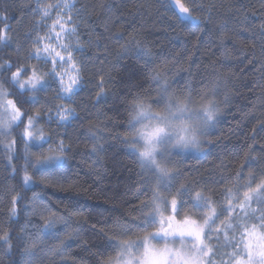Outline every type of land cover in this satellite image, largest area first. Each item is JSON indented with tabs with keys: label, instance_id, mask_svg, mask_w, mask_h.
<instances>
[{
	"label": "trees",
	"instance_id": "obj_1",
	"mask_svg": "<svg viewBox=\"0 0 264 264\" xmlns=\"http://www.w3.org/2000/svg\"><path fill=\"white\" fill-rule=\"evenodd\" d=\"M34 2L0 0V11H6L16 41L11 47L0 45V63L11 57L14 62L37 64L34 60H25L26 52L32 48L25 34L36 21L31 10ZM77 2L84 14L83 51L78 52L83 69L82 90L68 102L51 99L54 86L39 95L37 104L24 105L30 115L41 106L46 109V99H51L53 105H64L75 111L76 118L59 129L39 121L37 127L43 128L50 139L43 147L34 143L28 147L35 159L41 152L48 154L53 138L58 136L69 149L68 168L62 177L34 188L43 197L34 203L33 191L22 187L25 143L18 133L23 131V126L7 139L0 137V236L10 233L12 245L11 252L6 254L8 245L0 242V264H25L21 253L31 245L29 237L53 214L63 215L68 226L58 222L59 238L40 244L32 264H101L112 255L104 251L101 233L108 232L122 215L130 219L140 215L132 209L151 193L140 192V169L118 139L126 133L125 98L129 93H142L149 88L150 69L145 67V58L137 59L132 53L118 56L121 46L131 37L151 50L155 60L151 67L168 64L170 75L180 74L173 88L182 89L191 83L195 92L202 93L217 85L215 98L221 111L203 138L201 150L173 157L180 172L176 187L196 182L198 189H205L206 196L212 191L214 199L226 205L220 193L231 186L242 167L241 185L250 172L258 174V170H264V71L261 70L264 67V35L261 34L264 0H171L173 10H169V0ZM181 5L196 8L192 15L199 18L198 24L185 20L189 25L185 27L176 23L174 12L178 14ZM222 37H227L223 45ZM17 43L23 45L19 54L14 51ZM101 88L105 96L97 103ZM93 134L104 145V150L97 155L90 154ZM13 138L17 143L15 159L10 164L6 144ZM13 167L19 171L14 173ZM28 172L32 175V168ZM225 176L233 180L222 179ZM41 179L39 173L33 175L37 184ZM242 192L243 189L241 196ZM16 193L24 199L17 206L18 214L10 218L11 196ZM226 219L227 214L217 224ZM61 240H70V243L61 249Z\"/></svg>",
	"mask_w": 264,
	"mask_h": 264
},
{
	"label": "snow or ice",
	"instance_id": "obj_2",
	"mask_svg": "<svg viewBox=\"0 0 264 264\" xmlns=\"http://www.w3.org/2000/svg\"><path fill=\"white\" fill-rule=\"evenodd\" d=\"M74 7L73 0L47 4L35 0L31 10L38 19L32 30L25 34V40H30L32 45L25 54V60H36L42 64L29 66L20 60L14 62L11 57L0 63V137L7 139L23 126L18 135L25 143L26 167L22 187L28 191L62 177L68 168L66 153L69 149L63 140L50 147L48 154L41 152L35 159L28 152V147L33 143L43 147L50 139L43 128L37 127L39 121L60 127L76 118L71 107L51 103V99L71 102L72 97L78 95V90H82L83 69L74 54L82 52L83 48L79 43V25L73 24L71 15ZM169 10H173L171 0ZM195 10V7L190 9L181 5L179 13L174 12L176 23L185 27L189 26L185 20L198 24L199 18L192 15ZM54 11L58 13L57 19L49 26L46 21L51 19ZM45 28L48 31L44 35L37 34L33 38V32L39 33ZM11 33L7 13L0 11V45L11 47L16 42ZM72 37L77 39L73 41ZM226 40L227 37H222L221 44ZM22 48L23 45L17 43L14 51L19 54ZM129 53L137 59L145 58V67L150 69L147 75L149 88L142 93H129L125 98L127 118L123 126L126 133L118 139L140 169V192H150L151 195L132 209L140 213L137 218L122 215L108 232L101 233L104 251L112 253L101 264H264V170H258V174L250 172L247 181L241 185L242 167L231 186L220 193L227 201L226 205L215 200L212 191L206 196L205 189H198L196 182L176 187L180 172L173 157L186 151L201 150L205 143L203 138L221 111L215 98L217 85L213 84L210 90L202 93L195 92L191 83H186L182 89L173 88L180 74L170 75L171 66L168 64L151 67L155 63L151 50L143 47L135 37L121 46L118 56ZM261 70L264 71V67ZM103 83L101 78V85ZM54 86V96L44 102L47 108L41 106L30 115L24 105L37 104L39 95ZM104 96L101 88L96 102L100 103ZM91 139L94 142L90 154L97 155L104 150V145L97 142L99 137L96 134ZM16 143L13 138L6 144L10 164L15 159ZM29 167L33 170L32 175L28 172ZM17 171L19 169L13 167V172ZM36 173L42 177L40 184L33 180ZM222 179L233 180L231 176ZM22 199L24 196L20 193L11 196L10 218L18 214L17 206ZM42 199L40 193L33 191L34 203ZM225 214L227 219L217 224ZM58 222L68 226L63 215L53 214L43 220L34 236L29 237L31 245L21 253L25 264H32L40 244L59 238ZM150 228L154 230L149 231ZM10 241V233L0 236V242L8 245L6 254L11 252ZM68 243L70 240H61L60 248Z\"/></svg>",
	"mask_w": 264,
	"mask_h": 264
},
{
	"label": "rangeland",
	"instance_id": "obj_3",
	"mask_svg": "<svg viewBox=\"0 0 264 264\" xmlns=\"http://www.w3.org/2000/svg\"><path fill=\"white\" fill-rule=\"evenodd\" d=\"M42 2L45 3V4H47V3H57L58 0H42ZM73 2H74V4H75V7H74V9H73L71 15L73 16V24H74V25H79V29H78V32H79V43H80V46H82V45H81V43H82V36H83V33H82V23H83V16H84V14H82V9L79 7V4H78L77 0H73ZM34 4H35V2H34ZM57 15H58V13L54 11V12L52 13V15H51V19L47 20L46 23H47L49 26H51L52 23H53V21L57 19ZM65 18H67V13H65ZM37 19H38V17H36V20H37ZM70 26H71V25H70ZM56 30H57V31L59 30L58 26H57V29H56ZM47 31H48V29L45 28V29H43L42 31H40L39 33H35V32H34V34H33V38H34L35 35H37V34H39V35H44ZM54 34H55V33H53V35H54ZM71 39H72L73 41H75L77 38H76V37H72ZM65 55H66V54H65ZM74 56H75V59L79 61L78 52H76V53L74 54ZM34 61L37 62V63H41V64H42V62H38V61H36V60H34ZM79 63H80V62H79ZM48 67H50V65H49ZM58 70H59V71H63L64 69H58ZM69 75H71V73H69ZM78 91H79V90H78ZM66 101H67V100H66ZM65 107H67V106H65ZM72 120H73V119H72ZM72 120L68 121L66 124H64V125H62V126H60V127L67 126ZM49 126H50V128H52V129H59V127H57L55 123H52V124L49 125ZM58 143H59V137H58V136H55V137L53 138V140H52V147H55L56 144H58Z\"/></svg>",
	"mask_w": 264,
	"mask_h": 264
}]
</instances>
